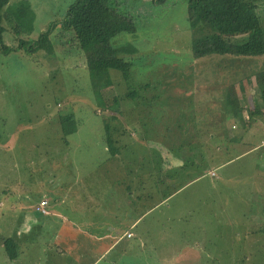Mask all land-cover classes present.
<instances>
[{
  "label": "rangeland",
  "instance_id": "obj_1",
  "mask_svg": "<svg viewBox=\"0 0 264 264\" xmlns=\"http://www.w3.org/2000/svg\"><path fill=\"white\" fill-rule=\"evenodd\" d=\"M74 1L10 0L4 9V44L52 25L54 49L0 51V245L11 237L21 246L13 262L0 247V264H56L62 249L71 264L84 234L64 236V226L137 212L134 246L122 239L100 264H264V56L196 57L202 31L189 25L187 0H112L113 15L134 24L111 37L131 67L93 87L59 25ZM257 12L264 24V0ZM232 98L245 99L248 116L234 128ZM69 113L76 131L66 136Z\"/></svg>",
  "mask_w": 264,
  "mask_h": 264
},
{
  "label": "trees",
  "instance_id": "obj_2",
  "mask_svg": "<svg viewBox=\"0 0 264 264\" xmlns=\"http://www.w3.org/2000/svg\"><path fill=\"white\" fill-rule=\"evenodd\" d=\"M151 1L154 4H161L166 0ZM258 1L187 0L189 25L195 30L198 29L197 31H202V35L192 40L193 54L204 59L219 55L226 60L230 58V61L233 57L235 60L263 57L264 24L257 12ZM9 2L10 0H0V51L3 53H9L12 50L34 52L41 49L52 53L54 49L50 37L54 29L52 25L37 38L20 40L15 47L4 44L3 34L6 29L3 20L7 15L4 9ZM113 7L112 0H76L68 6L63 19L59 22L61 32L70 31L71 38L83 52L90 83L97 88L107 81L110 70H117L126 76L131 67V61L118 54L119 52L130 53L129 50H126L124 46L114 47L111 37L120 32H132L134 24L133 21H127L123 14L113 15L115 14L111 12ZM12 28L19 33L16 25ZM42 55L45 57L46 54ZM257 82L264 89V65L257 72ZM261 97L264 101V93ZM234 106H237L236 102ZM61 125L63 134L66 136L76 131L71 113L62 117ZM106 141L111 147L112 139L109 134L106 136ZM1 245L10 262L18 259L21 246L17 238L7 237Z\"/></svg>",
  "mask_w": 264,
  "mask_h": 264
},
{
  "label": "crops",
  "instance_id": "obj_3",
  "mask_svg": "<svg viewBox=\"0 0 264 264\" xmlns=\"http://www.w3.org/2000/svg\"><path fill=\"white\" fill-rule=\"evenodd\" d=\"M232 99L235 100V102L237 103V106L235 107L234 113H228V117L231 120L230 122H228V124L232 125V128H234V126H237V124L240 120H243V118L246 119L248 116H247V114H245L246 111L243 110V108L245 107V99L244 100H243V98H232ZM258 104L261 108H258L257 112L264 113V102H261V103L258 102ZM245 125H248V124L245 123ZM244 128H246V126ZM244 128H242V129H244ZM164 165H166V164H164ZM133 196H134V194L132 193V197ZM43 198L47 199V201H49L47 197L43 196L41 199H43ZM41 199H39L38 201H40ZM37 202H36L35 206L38 204ZM138 205H139V202H138ZM52 211L54 212V213H52V215H55V213L58 214L53 208H52ZM140 217H141V215L139 214V212H137V217H135V218H134V215L131 217L127 214V215L123 216V219L120 217L119 220L109 219L110 218L109 217L108 219L100 220V221L95 219V222L94 221H86L85 226L80 227V228L76 224L77 222L75 223L74 221L70 222V226H64L67 230V232L65 234H62L64 236H69L70 238H72L73 235H77L76 232H74L76 229L79 232H81L82 234H84L80 253L78 254L77 257H72V263L71 264H80L81 262H82L81 264L104 263L103 260L106 259L107 255L110 253L112 248H115L116 246H118L121 243V240L124 238L126 239V240H124L125 241V243H124L125 247H127V248L133 247L134 241L131 242L128 239L134 238L132 231L137 226L138 222H140L139 221ZM88 219L92 220L90 218H88ZM121 219H122L123 223H120ZM120 230H122V232L117 237L116 233ZM128 232H131V234H132L129 237L126 235ZM74 237H76V236H74ZM61 240L64 241L63 239H61ZM89 240H90V242L87 243ZM64 243L70 244L67 241H64ZM85 243H87V244H85ZM0 247L3 248L2 245H0ZM56 247L61 249L63 247V245L56 244ZM60 251H59L60 253H58V254H60L59 255L60 258H59L58 263H56V264H66L67 262L64 260V259H66L65 258L66 250L62 249ZM63 253H64V255H61ZM197 253H198V250L193 248L191 254H188V258L183 259V260L181 259V262L183 263L186 260L187 261L191 260V258L195 257V255H197ZM113 263L115 264L116 260ZM183 264H185V263H183Z\"/></svg>",
  "mask_w": 264,
  "mask_h": 264
},
{
  "label": "built area",
  "instance_id": "obj_4",
  "mask_svg": "<svg viewBox=\"0 0 264 264\" xmlns=\"http://www.w3.org/2000/svg\"><path fill=\"white\" fill-rule=\"evenodd\" d=\"M47 205H48V201H47V199H44V198H43V199H41V200L39 201V203L36 205L35 210H36L37 212L41 213V214L46 213ZM126 235L129 237V236H131L132 234H131L130 232H128Z\"/></svg>",
  "mask_w": 264,
  "mask_h": 264
}]
</instances>
